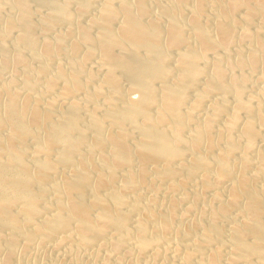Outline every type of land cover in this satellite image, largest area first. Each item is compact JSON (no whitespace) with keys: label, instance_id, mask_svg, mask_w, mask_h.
I'll list each match as a JSON object with an SVG mask.
<instances>
[{"label":"bare ground","instance_id":"6f19581e","mask_svg":"<svg viewBox=\"0 0 264 264\" xmlns=\"http://www.w3.org/2000/svg\"><path fill=\"white\" fill-rule=\"evenodd\" d=\"M25 1L0 0L9 9L0 15V70L19 68L23 77L19 89L12 78L0 86V250L14 255L18 241L26 248L34 237L43 241L57 236L79 247L91 246L98 264H124L116 257L119 252H132L129 264H264V145L254 148L251 143L264 142V87L257 96H245L243 75L227 71L232 62L223 67L219 52H229L234 40L244 36L248 43L236 52V69L264 61V0H174L180 7L156 0L158 16L146 19L147 1L135 0L134 13L125 1L113 8L102 0L96 20L88 19L93 34L76 28L87 45L80 58L98 53V82L90 90L83 87L89 79L81 81L80 61L70 59L72 46L66 66H53L43 88L51 94L42 100V91H33L35 82L27 76L21 50L32 49L37 70H42L61 35L70 30L66 26L54 39L35 43ZM81 1L73 0L80 4L78 12L85 8ZM63 5L49 2L51 13L39 23L43 31L57 20L70 23ZM183 11L184 21L188 15L186 33L179 22ZM115 13L121 19L111 27ZM206 70L208 75H202ZM115 76L127 80L137 97L118 91ZM68 92L82 96L64 100ZM187 93L192 94L190 102ZM207 94L215 99L204 101ZM58 101L62 105L55 111ZM92 106H100L99 112ZM201 106L203 119L198 122L190 112ZM79 111L85 113L82 120ZM149 174L152 189L164 183L163 193L200 186V191L196 187L180 197L190 200L189 209L200 204V214H206L204 222L199 218L204 225L199 219L192 223L198 226L196 233L186 224L177 229L179 240L171 238L174 201L155 210L153 192L136 200L134 189L143 187ZM218 218L229 219L225 239L218 224L223 219L217 223ZM4 255L0 264H10L11 256Z\"/></svg>","mask_w":264,"mask_h":264},{"label":"rangeland","instance_id":"374dc122","mask_svg":"<svg viewBox=\"0 0 264 264\" xmlns=\"http://www.w3.org/2000/svg\"><path fill=\"white\" fill-rule=\"evenodd\" d=\"M8 1V0H7ZM25 1V0H24ZM50 1H55V2H57V3H62V4H64L63 5V8H64V11L67 13V14H69L70 16V23L67 25H65V23L64 22H62L61 20H57L55 23H53L52 24V26L49 28V29H45V31H43L41 28H40V26H41V24H39V23H42L43 22V20L45 19V17H48V14H49V12H50V10H52V9H50L51 8V6H49V2ZM66 1H68V3L66 2ZM101 1L102 0H82L81 1V4H83V3H85L84 5V9L81 11V12H78V10H79V7H80V4L79 3H74L73 2V0H26L25 1V4H26V10H27V13H28V17H29V19L31 20V21H33L34 23H33V27H34V25H35V27L33 28L32 27V33L33 34H31L32 36L31 37H33L32 39L33 40H35V43H40L42 40H47L48 38L49 39H51V38H53L54 39V36H55V34H58L59 33V35H61V33H64V31H65V29L67 28V27H69V29L68 30H70V32H68V34H66V35H61V36H63L62 38H61V40L59 41V43H58V46L55 48V50H54V53L53 54H51L53 57H51V59H49L48 61L49 62H47L46 64H45V67L42 69V70H39L40 72H41V74H38V73H40L37 69H38V67L40 66V64L38 63V64H36V62L34 61L35 59H33V57H32V54H33V50L31 49V51L29 50V49H22L21 50V52H22V54H23V63L25 62L26 63V70H27V76H28V78L29 79H31L33 82H35V84H34V86H33V91L35 92V91H38V92H40V91H42V92H40V94H39V96L41 95V93H43L41 96H40V99H41V97H43L42 99H44V98H46L45 96H49L50 94H51V92L49 91H45V90H43V88H44V85H45V83H46V79L47 78H49L50 77V75H51V71H52V68H53V66H55V64H59L61 67H65L66 66V59H67V56H68V54H70V51H69V49L71 50L72 48V46H74V53L71 55L70 54V59L72 60V62H76L77 63V61L79 62L80 61V69H81V75H80V77L81 76H83V77H81V81L82 82H84L85 80H87V79H89V80H87V81H85L86 83H83V87L85 88V89H92V87L98 82V80L97 79H99V76H100V73H101V68L99 67L100 65L98 64V62H97V65H95L96 64V62L95 61H98L97 59H98V57H97V55H98V53H96L97 51L95 50V51H93V53H91L89 56H87V57H85V59L83 58V59H81L80 58V54L79 53H81L83 50H84V48L87 46V45H85V43H83V42H80V40H79V38H78V36H77V31H78V29H79V27H85V30H86V32L88 33V34H93V32L95 31V29H93L94 27H92L90 24H92V22L94 21V20H96V18H97V16H98V10H97V8L99 9L100 8V4H101ZM110 2H112L111 3V5H112V7L114 8V7H116L120 2H123V1H125L124 3H128L127 5L129 6V8H130V10H131V12L133 11L134 13H135V4H136V1L135 0H109ZM131 1V2H130ZM137 1H139V0H137ZM141 1H143V0H141ZM145 2H146V6H148L147 7V10H146V12H147V14H145L144 16H145V19H146V17H148V16H154V15H156V16H158L157 15V13H155V2H156V0H151V1H148V0H144ZM157 1H159L161 4H165V5H170V4H172V5H174V0L172 1V0H157ZM171 1V2H170ZM184 2L186 1L187 3L189 2V3H192V1L193 0H183ZM216 1V0H215ZM47 2V3H46ZM98 2V3H97ZM116 2H117V4H116ZM149 2H151V3H149ZM113 3L115 4V6L113 5ZM168 3V4H167ZM133 4V5H132ZM151 4V5H150ZM78 5V6H77ZM88 5V6H87ZM131 5V6H130ZM28 6V7H27ZM180 7V5H178V4H175L174 5V7ZM5 6L4 5H0V15L2 14V15H4V13H6L7 12V10H9L8 8L7 9H5L4 8ZM2 8V9H1ZM86 8H87V10H86ZM154 8V9H153ZM134 9V10H133ZM211 9H212V7H211ZM3 10H5V11H3ZM10 11L13 13V12H15L16 11V9L14 10L13 8L12 9H10ZM29 11V12H28ZM205 12V14H206V11H203V13ZM51 13V12H50ZM82 13V14H81ZM96 13V14H95ZM149 13V14H148ZM186 12L185 11H183V13H182V15H183V17H182V15L179 17V22L182 24V26H183V30L185 29L187 32L189 31V28H187L188 27V15L186 16V19H185V21H184V18H185V14ZM87 14V15H86ZM153 14V15H152ZM205 14H203V15H205ZM90 15V16H89ZM93 15V16H92ZM96 15V16H95ZM202 15V16H203ZM39 16V17H38ZM85 16H87V18L85 17ZM116 16V17H115ZM43 18V20H42V18ZM90 17V18H89ZM94 17V18H93ZM119 14L117 13H115L114 14V18H113V21L111 20V27H115V23H117L116 24V26L118 25V23L120 22V19H121V17L119 18ZM143 19H144V17H142ZM159 19H158V25H159V29L160 30H162V31H164L163 30V20H162V18H160V17H158ZM36 19V20H35ZM39 19V20H38ZM41 19V20H40ZM88 19H92V20H89L88 21ZM118 19V20H117ZM145 19L143 20V21H145ZM160 19L162 20L161 22H160ZM86 20V21H85ZM60 21V22H59ZM92 21V22H91ZM62 22V23H61ZM86 23V25H85V23ZM89 22V23H88ZM185 24V26H184V24ZM241 22V23H240ZM252 25L255 23V20L253 21L252 20ZM82 24V25H81ZM85 26H84V25ZM238 24L239 25H241L242 24V21L241 20H239L238 21ZM40 25V26H39ZM81 25V26H80ZM90 25V26H89ZM112 25H114V26H112ZM187 25V26H186ZM38 26V27H37ZM67 26V27H66ZM76 28H78V29H76ZM73 29V30H72ZM92 29V30H91ZM48 30V31H47ZM184 30V33H186V31ZM91 31H93V32H91ZM56 32V33H55ZM72 32H73V34H72ZM76 33V34H75ZM236 33H237V31H236ZM260 36L263 38L264 37V33H263V31H260ZM263 33V34H262ZM36 34V35H35ZM162 34H163V36H164V32H161V36H162ZM6 36H8V37H6ZM5 36V38L7 39V40H9L8 38L9 37H11V34L10 35H6ZM35 36V37H34ZM77 36V37H76ZM244 36H240V37H238V38H236V40H234V42L232 43V45L231 44H229V46L230 47H228L229 48V52H224L223 53V51H219L220 52V55H221V64H222V66L224 67L226 64H229V63H231V65H230V67H228L226 70L227 71H230V72H235V73H239V74H242L243 75V78H242V85L244 86V88H245V96L246 95H253L254 93V95L253 96H257L259 93H260V91L262 90V88L264 87V74L263 75H261V73H263V72H261V69L263 70L264 69V61H261V62H258V63H254L251 67H250V69H241V70H238V69H236V60L238 61V60H240V57L238 58V56H237V50H245V47H246V44L248 43L247 42V38L246 37H244ZM4 38V39H5ZM66 38V39H65ZM68 38V39H67ZM78 38V39H77ZM73 39V40H72ZM76 39V40H75ZM242 39H244V40H242ZM6 40V41H7ZM79 40V41H78ZM246 40V41H245ZM262 40V39H261ZM78 41V42H77ZM246 42V43H245ZM7 43H10L9 41L7 42ZM79 43V44H78ZM83 44V45H82ZM9 45V44H8ZM10 45H11V43H10ZM245 45V46H244ZM235 46V47H234ZM81 47V48H80ZM232 47V48H231ZM240 47V48H239ZM83 48V49H82ZM236 49V50H235ZM38 49L36 48V50H35V52L37 53V52H39V51H37ZM230 50H232V52L230 51ZM9 51H10V53L9 54H11V52H12V47L11 46H9ZM29 52H31V53H29ZM95 52V53H94ZM27 53V54H26ZM42 54V52H39V56L40 57H43V55H41ZM67 54V55H66ZM77 54V55H76ZM97 54V55H96ZM224 54V55H223ZM30 55V56H29ZM55 55V56H54ZM96 55V56H95ZM230 55V56H229ZM74 56V57H73ZM64 57V58H63ZM54 58H56V59H54ZM78 58V59H77ZM167 60L169 61H172V58L171 57H169V58H167ZM235 61V64H234V61ZM82 61V62H81ZM168 61H166V63L169 65V64H171L172 62H168ZM38 62V61H37ZM229 62V63H228ZM24 63V64H25ZM63 63H64V65H63ZM239 63V61L237 62V64ZM52 65V66H51ZM99 65V66H98ZM235 65V66H234ZM4 68H5V66H4ZM14 68L15 67H6L5 69H1L0 70V86L2 85L1 83L2 82H6V81H8L9 79H15L14 81V88H18L19 89V87H22L23 86V80H22V71L19 69V68H16L15 70H14ZM97 68V69H96ZM231 68V69H230ZM238 68V67H237ZM99 69V70H98ZM229 69V70H228ZM242 70H243V72H242ZM20 71V72H19ZM36 71V72H35ZM261 72V73H259V72ZM12 72V73H11ZM92 72V75H89V73H91ZM21 73V74H20ZM94 73V74H93ZM208 73H209V71H204L203 72V74L202 75H204V76H206V75H208ZM258 73H259V75H258ZM36 76H35V75ZM48 75V76H47ZM88 75V76H87ZM94 75V76H93ZM44 76H45V78H44ZM86 76V77H85ZM89 76L91 77V78H89ZM172 75L170 74L169 75V78L171 77ZM173 76H174V73H173ZM172 76V77H173ZM263 76V77H262ZM85 77V78H84ZM202 77L203 76H198V80L201 78L202 79ZM19 78V79H18ZM32 78H34V79H32ZM36 78V79H35ZM83 78V79H82ZM117 76H115V83H118L117 84V87L119 88L118 89V91H122L123 93H129L130 95H131V97H134V98H136L137 97V95H136V93L134 94V93H132L127 87H128V82H127V80L125 81V79L124 78H118ZM38 79V80H37ZM84 80V81H83ZM122 80V81H121ZM18 81V82H17ZM53 81V80H52ZM262 81V82H261ZM43 82V83H42ZM22 83V84H21ZM53 83H54V81H53ZM122 84V85H121ZM54 86L53 87H55V83L53 84ZM247 88V89H246ZM35 89V90H34ZM129 92H128V91ZM257 92H255V91ZM44 91H45V93H44ZM251 91V92H250ZM48 92V93H47ZM131 92V93H130ZM250 92V93H249ZM249 93V94H248ZM32 92L30 93V94H27V96L25 95L24 97L25 98H27L28 96H30V98L28 97V99H26V100H30L31 99V97H32ZM79 94V92L78 93H75V92H71V93H67L66 94V97L64 98V100H66V99H68V98H76V99H80L81 98V96L82 95H78ZM82 94V93H81ZM190 93H187V99H188V101H186V102H190V97L192 96V94L191 95H189ZM231 94H230V92H228V94H227V96H226V98L229 96V97H231L230 96ZM77 96V97H76ZM80 98H79V97ZM213 96V97H212ZM215 95L214 94H207V95H205L204 96V101H207V102H210V100L211 99H215V97H214ZM1 97V96H0ZM189 97V98H188ZM212 97V98H211ZM229 97L227 98V100H230L229 99ZM41 99V100H42ZM213 100H211V101H213ZM60 101H62L63 102V100H60ZM204 101H202L203 103H204ZM62 102H57L56 104H55V106H54V110L56 109V108H60V105H62ZM185 104H188V103H185ZM57 106V107H56ZM86 106V105H85ZM87 107V106H86ZM94 108V109H93ZM96 108L98 109V111L96 110ZM99 108H100V106H99ZM98 108V106L97 107H94V106H92V110H94V112L95 111H97V112H95V113H98L99 112V109ZM202 109H204V107L203 106H201V108H198V109H195V110H191V112H190V116H196V117H194V119L195 120H197L198 122H200V121H202V116H200V114H202V113H204V110H202ZM57 110V109H56ZM55 110V111H56ZM192 111H194V114H193V112ZM202 112V113H201ZM79 114H81V115H79V119H83V115L85 114H83L81 111H79ZM192 114V115H191ZM242 116H244L243 114H241V112L239 113V119H243V117ZM78 119V122L80 121V123L82 122L81 120H79ZM201 119V120H200ZM200 120V121H199ZM221 121H223V120H221ZM220 121V122H221ZM103 125H105V123H104V121H103V123H102ZM187 126H188V124H187ZM105 127H106V125H105ZM185 130L187 129V127L186 128H184ZM107 130H108V127H107ZM214 131V129L212 130V132ZM218 141H220L221 142V140L220 139H218ZM217 140H216V142L217 143H220V142H218ZM262 142H263V140H252V142L251 143H254V144H252V146L254 145V148H259L260 146H262V145H264V142H263V144H262ZM215 143V142H214ZM223 143V142H222ZM258 143V144H257ZM258 145V146H257ZM80 152H82L81 153V155H80V153H78L79 155V157L81 156L82 157V155H83V151H80ZM84 158L86 159V161L88 160L89 161V159H91L90 161H92V157L90 156V158H86L85 156H84ZM89 161V162H90ZM89 162H87V163H89ZM133 168V167H132ZM148 173H150L151 174V172H148ZM150 174H149V183L148 182H145L143 185V187H141L142 185H140V186H138L136 189H134V193L136 192H138L137 194L139 195V197L136 199L137 201L138 200H140L139 198H143V196L145 197V196H148L147 194H149V193H151V192H153L154 194H156L155 196H156V201H155V203H153L152 204V206L151 207H153L152 209H157V208H161L160 207V205L162 206V208L167 204V202L168 201H174L173 203H174V206L176 205V207H174L175 208V211H174V215H175V217H176V219H175V221H174V227H175V231H177L176 233H177V235H175L176 233H175V231L173 232L174 234H172V236H171V238L173 239L174 238V240L175 239H177V240H179L180 239V237H179V230H177V229H181V228H183L184 226H186L187 227V225H190L191 226V231H194V233H196V229H197V227L198 226H194L193 224V222H197L198 221V219L200 218L203 222H204V220L206 219V214H200V212H199V209H200V204H198V202L196 203L195 202V204L197 205V207H195L194 209H189V204H190V200L189 199H183V202L181 201L182 200V198L180 199V197H183V198H185L186 197V192H191V189H195L196 187V191H200V186H192V185H187L184 189H180V188H178L177 190H175V192L173 191L172 193H163L162 191H161V189L163 188L162 186L164 185V183H160V184H157V188L158 189H155V188H151V176H150ZM152 175V174H151ZM146 185H148V186H146ZM150 186V187H149ZM160 186V187H159ZM149 187V188H148ZM162 187V188H161ZM151 188V189H150ZM141 189V190H140ZM145 189H147V190H145ZM160 189V191H158ZM139 190V191H138ZM142 191H143V193H142ZM182 191V192H181ZM141 192V193H140ZM161 193V194H160ZM140 194H142V196L140 195ZM167 194V195H166ZM203 196L205 197V200L206 201H208L209 199H210V196H209V192L208 191H205V192H203ZM159 201V202H158ZM179 201V202H178ZM158 202V203H157ZM176 202V203H175ZM156 205V207H154L155 205ZM154 205V206H153ZM164 205V206H163ZM178 207V208H177ZM155 209V210H156ZM158 210V209H157ZM192 211V212H191ZM176 213V214H175ZM231 215V214H230ZM201 216H202V218H201ZM204 217V218H203ZM231 217H232V215H231ZM234 218V217H233ZM186 219V220H185ZM199 219V221H200V223L202 222L201 220ZM219 219V221L217 220V223L218 222H220L222 219H223V222L221 221L220 223H218L219 225H220V227H221V229H219V231L221 232V236H222V238H224L225 239V237H226V233L225 232H223L224 231V229H226L227 230V223H224V222H227L229 219H230V216H229V219L226 221V219L224 220V218H218ZM182 221V222H181ZM198 221V222H199ZM202 222V224L201 225H204V223ZM181 223V224H180ZM193 223V224H192ZM187 224V225H186ZM226 225V226H225ZM196 227V228H195ZM193 228H194V230H193ZM225 230V231H226ZM190 231V232H191ZM1 232H5V230L3 231H1ZM193 233V232H192ZM224 233V234H223ZM220 234V233H219ZM189 235V236H188ZM187 236L188 237H186V238H191L190 237V235H192V234H188ZM223 235H225V236H223ZM57 236H54V237H50V238H48V239H45V240H43V241H39L38 239H37V237H34L35 239H34V241L31 243V244H29V246H26V248H23L22 247V243L20 242V241H18V244H17V248L15 249V254L13 255V252H11V254L12 255H9V253H7L6 254V251L4 250V248H1V250H0V257L1 258H3V254H5V255H7V257H10L11 256V259L10 258H8V260H10L9 261V263L10 264H98V262H100V258H99V260L97 261V259H98V255H94V256H92V254H91V252H92V247L91 246H88L87 248H85V247H79L78 245H76V243H72V241H71V243L70 242H68V241H61L60 239H58V238H56ZM59 241V242H58ZM69 244V245H68ZM226 245V244H225ZM72 246H74V247H72ZM77 246V247H76ZM209 247H211V246H209ZM224 248V249H223ZM18 249V250H17ZM222 250H223V252L221 251V255H222V253L224 254V251H225V246L224 247H222L221 248ZM91 251V252H90ZM5 252V253H4ZM131 253V254H130ZM4 255V257H6ZM9 255V256H8ZM128 256V257H127ZM6 257V258H7ZM14 257V258H13ZM15 257H17V258H15ZM94 257V258H93ZM116 257H122L121 259L123 260V262H124V264L125 263H127V264H129L128 262L132 259V257H133V254H132V252H128V254H127V252H119V254H116ZM223 259H224V255H222L221 256ZM13 258V259H12ZM222 259V260H223ZM94 260V261H93ZM17 262V263H16ZM166 263V261L164 262V264Z\"/></svg>","mask_w":264,"mask_h":264}]
</instances>
